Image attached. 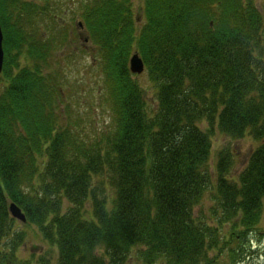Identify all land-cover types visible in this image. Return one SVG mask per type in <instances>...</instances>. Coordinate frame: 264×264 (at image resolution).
Listing matches in <instances>:
<instances>
[{"label":"trees","instance_id":"1","mask_svg":"<svg viewBox=\"0 0 264 264\" xmlns=\"http://www.w3.org/2000/svg\"><path fill=\"white\" fill-rule=\"evenodd\" d=\"M70 2L102 52L99 133L67 101L78 82L50 63L69 44ZM140 12L138 27L131 0H0V264H32L16 255L10 202L55 264H238L264 232V0H142ZM216 133L257 142L235 177L232 149L211 159Z\"/></svg>","mask_w":264,"mask_h":264},{"label":"rangeland","instance_id":"2","mask_svg":"<svg viewBox=\"0 0 264 264\" xmlns=\"http://www.w3.org/2000/svg\"><path fill=\"white\" fill-rule=\"evenodd\" d=\"M35 1L41 4L44 3V0ZM45 1L48 4V0ZM60 1L65 3L66 0ZM255 1L259 4L261 0ZM131 2L134 17L136 18V24L139 27L141 24L140 6L142 0H131ZM60 13H63L61 16L62 22H64L63 26L71 29V31H69L70 40L69 44L52 52L50 63L55 66H60L59 71L62 73V76H66L71 81L76 80L78 82V87H75L74 90L70 91L69 96L71 97L69 100H66L70 102L69 105H71V108H73L75 112L84 114V118H86L87 115H90L91 120H88L86 125L99 133L101 130H104L109 126L111 122L109 103L106 101V91L102 86L101 79V75H103L100 67L103 62L102 52L91 40L84 42L83 36H80L79 29H76L75 22L78 18H75L74 15H77L79 12L74 2H70V5L63 7L59 14ZM43 17L45 18V16ZM42 22L48 25L47 19ZM44 34L48 36V29H46ZM135 79L143 87V90L146 93V98L151 100L152 90L148 85L146 73L143 72L136 76ZM64 91H66V88ZM149 103L153 106L151 102ZM255 145H257V142L249 136H245L242 139L232 140L216 133L212 138L213 154H211V159L214 158L215 151L224 146H228L237 155V165L233 169V174H231L235 177V174L241 169L249 152H251V149ZM65 205H67V203H64V206ZM209 205V199H204L202 203L203 210L206 211ZM197 210L198 209L196 208L195 214L198 213ZM15 220L17 229H22L25 234L24 242L17 249L16 255L21 259H31L32 264H55L57 260V249L43 240L38 229L34 225H30L26 221L22 222L17 218ZM262 226H264V218L262 220ZM98 251L101 253V250ZM244 252L243 259L238 264H264L263 231L258 234L253 233L248 237ZM214 254V252L209 253L210 256H213ZM126 264L140 263L135 259L130 258Z\"/></svg>","mask_w":264,"mask_h":264},{"label":"water","instance_id":"3","mask_svg":"<svg viewBox=\"0 0 264 264\" xmlns=\"http://www.w3.org/2000/svg\"><path fill=\"white\" fill-rule=\"evenodd\" d=\"M2 39H3V35L0 26V72L2 70V65H3ZM129 69L132 73H136V74L142 73V71L144 70V63L141 57L136 52L132 53L129 58ZM9 211L13 217L20 219L22 222H25L26 219L24 213L14 203H10Z\"/></svg>","mask_w":264,"mask_h":264}]
</instances>
